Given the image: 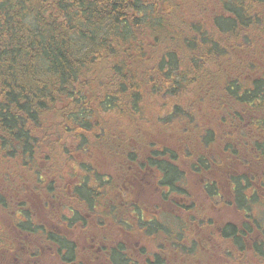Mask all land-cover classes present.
I'll use <instances>...</instances> for the list:
<instances>
[{
	"label": "trees",
	"instance_id": "obj_1",
	"mask_svg": "<svg viewBox=\"0 0 264 264\" xmlns=\"http://www.w3.org/2000/svg\"><path fill=\"white\" fill-rule=\"evenodd\" d=\"M196 177L245 215L216 228L220 264H264V220L251 213L264 204V0H0V264H26L34 241L82 264L63 229L93 226L108 264H167L106 237L105 220L162 233L180 264H200L182 226L200 225L187 205ZM143 183L193 211L179 242L128 192Z\"/></svg>",
	"mask_w": 264,
	"mask_h": 264
},
{
	"label": "rangeland",
	"instance_id": "obj_2",
	"mask_svg": "<svg viewBox=\"0 0 264 264\" xmlns=\"http://www.w3.org/2000/svg\"><path fill=\"white\" fill-rule=\"evenodd\" d=\"M216 175V174H215ZM73 172L66 171L63 169L62 177L63 181L69 182V184L73 181ZM216 177V176H215ZM202 178L198 179L196 177L193 181L190 182L191 186L189 185L188 190L190 193V199L187 201V205L190 206L191 202H194V210L196 213L199 214V216H193L198 220L200 225H197L196 223L191 225H182L183 231L186 233V236L190 239V233L195 231V234L199 236V240L196 239L197 236L194 238L191 237L190 240H185V246L187 247V252L189 256L195 255L194 261L200 264H220L222 263L224 259L225 252L220 249L222 247L223 241H221L218 238L217 230H219L220 225H223L224 222L231 221L236 222L237 224L242 222L245 218V215H242L239 210H237L233 205L224 203L223 201L218 202L216 199H210L207 197L205 190L201 186ZM229 185L225 183V185L221 186L222 189L227 190V195H229ZM130 192L132 198H138L141 199L143 204H148L149 209H153L151 205L155 207V215L157 214L158 220L161 221V223H164L167 227L170 228L171 231L174 232V230L177 229L178 221L187 219L193 211H184L180 210L182 209V206L176 207L172 202L170 203H163L160 196H159V190L156 188V185L153 186L152 184H139L134 190H128ZM67 195L70 194L67 192ZM230 198V196H229ZM62 200H65L62 198ZM180 199H175V202L178 204ZM65 202H67L65 200ZM102 200H99L95 203L97 207L101 205ZM141 203V201H140ZM70 204L65 203L64 204V210L67 211ZM54 207V206H53ZM40 209V208H39ZM178 210L177 212H173ZM147 211L144 213V217L147 219L150 217L153 212ZM198 211V212H197ZM1 212V211H0ZM251 213L255 215L258 218H261L264 220V204L262 205H255L252 207ZM0 220L6 225V217L4 213H0ZM143 215V212H142ZM18 217H21L18 215ZM55 222H57L54 219H51ZM143 220V219H142ZM207 221H211L213 224L210 226V229L207 225ZM55 222H49L48 226L46 228L50 231H54L53 229H56L54 226L57 225ZM105 222L108 223L105 227V236L106 237H112L117 235H122L123 238L126 240L127 247L130 249H133V252L137 256H141V253L144 258H146L149 253H155L163 257V259L166 260L167 264H180V260L178 259L179 253L175 250H173L172 246L170 245L169 241L165 239L167 236H164V234H155V235H138L135 232L137 231H123V232H116L114 228V223H111L109 220H105ZM143 222H145L143 220ZM180 222V221H179ZM9 223V221H8ZM7 223V225H9ZM262 224H264L261 221ZM52 224V226H51ZM5 229H7L5 227ZM148 227L141 226L139 230H147ZM8 230V229H7ZM66 230L69 237L76 240L77 247H78V256L80 257L82 264H108L105 259L102 251L97 250V245L102 242V239L99 238L102 236V233L104 232V229L101 227L100 229H96L95 226L89 229H82V228H67L63 229ZM103 231V232H98ZM212 233V234H211ZM256 233V232H255ZM179 235V232H174V234L170 237V240L172 243H176V241L181 239L182 234L180 235V238L177 236ZM94 237L96 238L95 246H92V248H88L89 245H87L88 240L90 241V238ZM19 240H22L21 238H18ZM30 238H27L25 241L30 246ZM177 239V240H176ZM18 241V240H17ZM41 245L36 247V256L33 259H28L27 263L32 262L33 264H60L58 260V256L54 254V250L52 248H49L45 243H42L39 241ZM18 244L21 246L23 245L20 241ZM111 245V242H110ZM204 247L212 248L209 252L208 250H203L200 252V249H203ZM216 247V248H213ZM96 248V249H95ZM193 252H192V250ZM141 250V252H140ZM25 253L27 252V249L25 247ZM131 251V250H130ZM128 253V252H127ZM145 254V255H144ZM182 254V253H180ZM178 255V256H177ZM208 255H210V258H208ZM140 259V258H139ZM248 261L246 263L250 264H260L259 261H257L253 257L247 258ZM142 259H140L141 261ZM103 261V262H102ZM16 262V261H15ZM13 262V263H15ZM202 262V263H201ZM26 263V264H27ZM76 264V263H75Z\"/></svg>",
	"mask_w": 264,
	"mask_h": 264
},
{
	"label": "flooded vegetation",
	"instance_id": "obj_3",
	"mask_svg": "<svg viewBox=\"0 0 264 264\" xmlns=\"http://www.w3.org/2000/svg\"><path fill=\"white\" fill-rule=\"evenodd\" d=\"M45 230V229H44ZM46 230H48V229H46ZM60 231H63V230H60ZM60 231H58L57 230V232H60ZM64 232V231H63ZM64 233H67L66 231L64 232ZM40 239V238H39ZM95 241H96V238H94V237H91L90 238V241L88 240V242H87V245H89L88 246V248H92V246H95ZM31 242V241H30ZM34 242H36V244L39 246V245H41L39 242H37V241H34ZM23 243V247H26L27 248V252H28V250H29V252L31 253V254H34L35 252L33 251V249H31V248H33V246H31V244H30V246L28 245V243L26 242V241H24V242H22ZM25 245V246H24ZM109 246V244H107L106 242H101L100 244H98L96 247H97V250H100V251H102V248H104V247H108ZM36 247V246H35ZM96 249V248H95ZM102 253H103V255L105 254L103 251H102ZM28 254V253H27ZM104 259L106 260V256L104 255ZM103 262V261H102ZM59 263L60 264H62L60 261H59ZM108 263V262H107Z\"/></svg>",
	"mask_w": 264,
	"mask_h": 264
}]
</instances>
